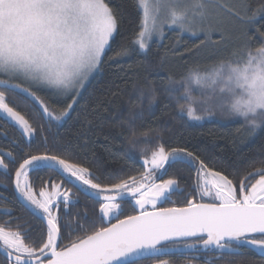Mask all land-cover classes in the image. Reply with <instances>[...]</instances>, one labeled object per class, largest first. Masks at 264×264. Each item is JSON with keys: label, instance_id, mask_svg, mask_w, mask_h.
I'll use <instances>...</instances> for the list:
<instances>
[{"label": "snow or ice", "instance_id": "1", "mask_svg": "<svg viewBox=\"0 0 264 264\" xmlns=\"http://www.w3.org/2000/svg\"><path fill=\"white\" fill-rule=\"evenodd\" d=\"M136 3L141 21L132 43L145 54L153 36L163 38L165 27L177 28L181 34H203L205 39L201 44H205L215 43L211 41L213 32H220L224 39L221 29L226 21L245 26L238 37L240 44L230 57L210 65L197 64L179 80L169 76L164 92L178 104L187 101V107L180 105L179 114L189 122L210 119L217 111L226 110L243 120L248 136L264 128V32L257 30L260 43L253 46L247 31L264 16V0L256 7L244 5L246 15L230 0H136ZM111 4L112 0H0V88L3 89L0 114L29 145L36 129L25 115L10 106L6 93L23 95L39 105L49 123L67 117L89 78L100 70L106 49L118 32L121 18ZM129 53L130 49L121 46L109 59L123 58ZM193 82L201 85L202 99L196 102L199 111L192 107L188 86ZM31 87L51 90L53 95L69 102L57 114ZM144 97L145 93L140 91L137 99L142 101ZM156 99V89L151 87L150 108ZM141 135L145 143H150L147 131ZM13 144L19 147L18 141L14 140ZM61 152L52 154L46 149L42 153H23L18 163L13 177L16 198L43 222L46 239L41 245L33 246L25 240L26 224H17L15 229L0 225V248L9 264H139L144 259L169 264L167 259L157 258L170 255L181 243L195 252L214 251L218 259L240 254L245 249H258L264 255V164L252 167L234 182L222 171L210 168L194 152L182 147L166 150L159 144L150 156L147 150L142 153L145 158L140 163L144 171L139 178L131 175L104 184L92 168L74 162V154L66 149ZM6 158L16 163L12 151L0 149V169L5 175L9 172ZM175 164L193 170L194 191L200 201L192 197L186 198L183 207L158 208V203L169 202L173 194L184 192L176 179H162L167 175L165 166ZM42 171L55 173L98 201L100 226H94L83 238H70L64 244L65 235L71 237L73 231L83 229L84 225L62 220L61 205L67 216L69 204L76 201L71 189L63 188L52 176H40ZM30 174L36 176L38 189L33 187ZM250 177L258 179L246 184ZM129 196L139 214L119 219V201ZM205 197L210 202H204ZM0 199L6 198L0 196ZM0 215L10 216L12 212L0 210ZM84 218L88 219L86 214ZM112 219L117 222L111 223ZM105 222L108 226H104Z\"/></svg>", "mask_w": 264, "mask_h": 264}, {"label": "trees", "instance_id": "2", "mask_svg": "<svg viewBox=\"0 0 264 264\" xmlns=\"http://www.w3.org/2000/svg\"><path fill=\"white\" fill-rule=\"evenodd\" d=\"M235 1L242 15L247 14L244 5L256 7L261 3V0ZM111 6L121 18L118 32L106 51L100 70L84 89L67 119L62 123H49L41 114L39 105L30 102L23 95L6 93L10 106L25 115L36 131L35 138L29 145L17 128L0 116V149L12 151L16 157V163L5 159L9 165L7 175L0 169V196L6 198L0 199V210L10 209L12 212L10 216L0 215V225L15 229L17 224H26L25 240L33 246L41 245V241L46 239V229L39 219L21 205L13 190L14 172L23 159V153H42L47 149L52 154H63L61 150L66 149L74 154V162L92 168L104 184L116 182L120 177H139L144 171L140 163L145 158L142 153L147 150L146 154L150 156L151 151L159 144H163L166 150L182 147L194 152L210 168L222 171L234 182L252 167L264 164V128L254 136H248L243 120L229 115L226 110L217 111L210 119L189 122L179 114L180 105L187 107V101L181 100L178 104L164 92L169 76L179 80L197 64L210 65L230 57L232 50L240 44L238 37L245 26L233 21V29L222 30L223 40L217 35L214 37L215 43L205 44H201L204 36L190 37L177 31H169L161 44L152 43L145 54L139 52L132 43L140 30L141 21L136 0H112ZM257 30L264 32V16H260L253 26L247 28L253 46L260 43ZM121 46L130 49L129 55L109 59ZM198 86L193 82L188 87L192 107L199 111L198 104L195 103L200 100L198 97L202 99L201 86ZM151 87H155L157 99L150 108L148 94ZM140 91L145 93L142 101L137 99ZM33 92L50 108L55 109L57 114L69 102L66 98L53 95L51 90L37 88ZM133 105L136 107L133 108ZM141 112L142 116L139 115ZM146 131L149 133L150 143H145V138L141 135ZM14 140L19 142V147L13 144ZM166 168L167 175L163 179H176L184 192L173 194L171 201L162 203L159 207H183L186 198L192 197L199 202L200 197L194 191L193 170L181 164ZM39 175L52 176L55 182L65 184L63 178L55 173L42 171ZM30 180L33 187L38 189L36 176L30 174ZM254 180L251 179L246 184L253 183ZM73 199L76 202L69 204V214L65 216L64 206L61 205L59 215L62 220H70L74 224L79 222L86 227L79 229V234L73 231L71 237L65 235L64 244L70 238H83L90 234L94 226L101 224L98 206L94 205L93 200L79 193ZM85 199L92 207L82 211L81 204L86 202ZM77 213L80 215L77 216ZM85 214L87 220L84 218ZM137 214L139 212L136 209L129 207L119 219ZM8 221L11 223L7 224ZM104 226L108 224L105 222ZM159 259H167L169 264H264V256L259 254L258 249H245L240 254L224 256L222 259H218L214 251L173 254L158 257L157 260ZM0 264L9 262L0 255ZM139 264H156V261L146 259Z\"/></svg>", "mask_w": 264, "mask_h": 264}, {"label": "rangeland", "instance_id": "3", "mask_svg": "<svg viewBox=\"0 0 264 264\" xmlns=\"http://www.w3.org/2000/svg\"><path fill=\"white\" fill-rule=\"evenodd\" d=\"M230 2L236 4V1H235V0H230ZM233 24H234L233 21H231V22H227V21H226L225 24H224V27L221 29V31H222V30H228V31H229V30L233 29ZM169 31H177V32H180L179 29H177V28L169 29V28L165 27L163 38L161 39V38H159L158 36H153V38H152V40H151V42H150V44H149V47H150L151 44L154 43V42H157V43L161 44V43L164 41L165 35H166ZM183 35H188V36H190V37L204 36L203 34H200L199 36H193V35H191V34H189V33H187V32L183 33ZM217 35H218V36L220 35V37H221L220 32H213V33H211V41H215L216 39H214V37H216ZM110 43H111V42H110ZM107 50H108V49H106V51H107ZM97 72H98V71H97ZM97 72H95V73L89 78V80H88L87 83L85 84L84 88L81 90L80 96L82 95L84 89L87 87V85L89 84V82L91 81V79L96 75ZM17 82H18V83H22V85H23L24 87H30V85H29L28 83H25V82H22V81H17ZM195 86H198V85L195 83ZM200 86H201V85H199L198 87H200ZM34 89H37V88H35V87H31V91H33ZM80 96H79V97H80ZM79 97H78V99H79ZM78 99H77V101H78ZM198 99H201V97H198ZM196 102H197V101H196ZM196 102H195V103H196ZM73 107H74V106H73ZM69 115H70V113H69ZM69 115H68V116H69ZM0 116H2V114H0ZM68 116H67V117H64L62 120H60V121H56V122H58V123H62L65 119L68 118ZM5 119H6V118H5ZM254 179H258V178H254ZM254 182H255V180H254ZM254 182H253V183H254ZM204 200L209 201V198L205 197ZM209 202H210V201H209ZM159 204H160V203H158L157 206H158ZM149 208H150V207H149ZM105 220H106V218H105Z\"/></svg>", "mask_w": 264, "mask_h": 264}, {"label": "flooded vegetation", "instance_id": "4", "mask_svg": "<svg viewBox=\"0 0 264 264\" xmlns=\"http://www.w3.org/2000/svg\"><path fill=\"white\" fill-rule=\"evenodd\" d=\"M139 178V177H138ZM160 179H161V177H160V175L157 173V182H160ZM162 179H163V177H162ZM62 187L63 188H69V189H71V192H72V194H73V196L74 197H77V195H78V193L79 194H81L82 196H84L85 198H89L87 195H85V193L84 192H82V191H79L77 188H74V187H72V185L71 184H69V183H67V181H65V184H62ZM13 190H14V182H13ZM15 193V192H14ZM16 196V195H15ZM90 199V198H89ZM86 200V199H85ZM91 200H93L94 202H95V204L94 205H96V206H98V210H99V202L98 201H96V200H94V199H91ZM119 203L121 204V208H120V211H119V218L122 216V214L124 213V211L126 210V209H128L129 207H132V208H134V209H136V211H138L139 212V209L135 206V204H134V201L132 200V198L130 197V198H126L124 201H119ZM162 203H160L157 207H159L160 205H161ZM81 210L82 211H86V210H88V208H91L92 206L87 202V200H86V202H83L82 204H81ZM93 207H95V206H93ZM151 208H149V210H150ZM115 222H117L115 219H112L111 220V223H115ZM107 223V222H106ZM82 224V223H81ZM84 225V224H83ZM84 227H86L85 225H84ZM82 230V229H81ZM81 230H80V232L79 233H81ZM78 232V230H76V231H74V233L75 234H79V233H77ZM183 247V244L181 243V246L179 247V248H182ZM258 252H259V250H258ZM260 254V253H259ZM177 255H184V254H177ZM4 258V257H3ZM146 260V259H145ZM8 261V260H7Z\"/></svg>", "mask_w": 264, "mask_h": 264}, {"label": "water", "instance_id": "5", "mask_svg": "<svg viewBox=\"0 0 264 264\" xmlns=\"http://www.w3.org/2000/svg\"><path fill=\"white\" fill-rule=\"evenodd\" d=\"M168 165H166L165 167H167ZM254 178H258V177H250L248 180H246L245 181V183H247L248 181H250L251 179H254ZM15 192V191H14ZM15 195H16V193H15ZM126 198H130V196L129 197H126ZM126 198H124V199H122V200H120V201H124ZM18 200V199H17ZM19 201V200H18ZM20 202V201H19ZM21 203V202H20ZM21 205L23 206V204L21 203ZM24 207V206H23ZM25 208V207H24ZM27 211H28V209L27 208H25ZM31 213V212H30ZM138 215V214H137ZM41 221V220H40ZM42 222V221H41ZM43 223V222H42ZM116 223V222H115ZM189 242H191V240L189 241ZM203 252H205V251H200V253H203ZM188 253H195V251H192V250H188V249H186V248H184V247H182V248H177V249H174L172 252H171V254L170 255H173V254H188ZM260 253V252H259ZM261 254V253H260ZM0 255L2 256V257H4L6 260H7V258H6V255H5V253H4V251H3V249L2 248H0ZM264 256V255H263ZM46 259V258H45ZM145 260V259H144Z\"/></svg>", "mask_w": 264, "mask_h": 264}]
</instances>
